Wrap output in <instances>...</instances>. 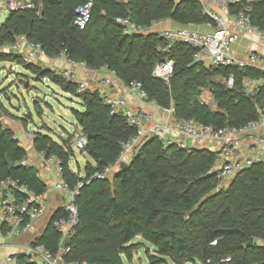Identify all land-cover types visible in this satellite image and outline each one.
<instances>
[{
	"label": "trees",
	"instance_id": "obj_1",
	"mask_svg": "<svg viewBox=\"0 0 264 264\" xmlns=\"http://www.w3.org/2000/svg\"><path fill=\"white\" fill-rule=\"evenodd\" d=\"M32 1L34 10L8 11L0 24V46L13 44L24 34L49 58L63 53L93 70L106 67L124 84L140 82L148 100L164 110L172 109L177 119L193 118L216 127L241 126L256 119L259 108H264V73L251 68H207L193 60L192 47L179 43L168 53L175 66L166 83L152 75L155 63L165 55L158 51L164 44L162 38L157 34L124 35L114 21L116 16L129 15L141 24L151 20L211 24L197 0H93L91 17L83 29L75 26L74 18L76 6L85 0ZM228 9L231 14L245 10L253 24L264 29V0H239ZM0 58L38 70L12 53H0ZM38 72L81 99L82 109H72V115L78 130L87 137L80 152L95 162V166L86 164L87 177L69 165L77 132L60 142L40 133L33 142L35 151L59 157L63 176L73 188L79 180L113 163L121 152V142L130 138L135 128L121 114H110L98 92L81 94L76 82L48 69ZM229 74L234 76L232 87L212 79ZM245 77L261 78L254 95L245 93ZM204 88L210 90L215 109L203 101ZM26 155V149L0 121V180L10 177L44 193L46 183L38 177L36 167L20 164ZM215 155L205 148L186 151L164 145L155 137L139 149L127 167L114 173L112 186L106 178L84 182L76 197L78 224L66 241L70 250L63 259L79 264H124L121 256L128 259L129 243L139 235L157 253L150 257V264L162 263L163 256L174 264H264V246L255 241L264 240V164L253 162L239 170L226 188L214 192L217 178L209 168ZM63 215V207L52 213L36 244L56 252L60 233L52 221ZM250 237L254 241L247 246ZM16 264L33 263L17 255Z\"/></svg>",
	"mask_w": 264,
	"mask_h": 264
},
{
	"label": "built area",
	"instance_id": "obj_2",
	"mask_svg": "<svg viewBox=\"0 0 264 264\" xmlns=\"http://www.w3.org/2000/svg\"><path fill=\"white\" fill-rule=\"evenodd\" d=\"M119 3H127L128 0H115ZM177 3L181 0H171ZM200 2L202 11L212 21L213 28L208 31L199 30L191 26L178 28L163 27L162 21L151 20L150 24L136 23L127 16H116L114 21L121 26L124 35L157 34L163 40V46L158 51L165 53L155 63L152 75L169 83L175 62L168 56L174 45L182 43L194 49L193 60L202 63L205 67H238L251 68L264 73V54L250 51L243 57L234 54L233 45L239 34L256 35L264 40V29L253 24L250 15L243 9L228 16L214 12L212 5L216 0H197ZM239 0H234L232 3ZM226 0L223 3H229ZM93 0H85L75 8V26L83 29L91 17ZM32 2L22 3L19 0H8L7 9L34 10ZM36 13H38L36 11ZM11 48L22 53V60L25 63L36 64L38 59H43L45 53L38 44L31 43L25 35H18ZM66 64L63 75L76 82L79 93L85 91H96L108 107L110 114H121L126 122L135 128L134 134L127 140L121 142V152L115 161L106 165L101 171H95L85 180H79L73 188H70L63 176L62 164L55 154L38 152L33 156L26 155L20 162L22 165L36 167L42 165L51 177V188L57 192L64 193L65 200L62 207L65 215L59 216L52 221L53 227L60 233L56 252L50 251L43 244H36L35 240L44 229L36 227V223L46 212L45 200L46 191L37 193L17 180L7 177L0 180V247L9 248L10 252L3 254L0 264H16L17 255H24L29 263L33 264H72L63 259L70 246L66 244L67 239L74 233L78 224V213L76 197L83 183H89L92 179H104L114 174L121 163H128L137 154L139 149L150 139L158 138L164 145H174L180 149L191 151L200 148L202 143H215L218 146L209 173L215 175L220 181L232 179L239 170L248 167L253 162L264 160L253 155H247L241 151L242 137H249L254 147L264 145V134L258 131L264 128V108H259L258 117L250 120L244 125H225L216 127L204 124L193 118H180L175 120L155 119L149 111L134 109L128 105L126 97L114 88L116 75L113 70L106 67L105 74L98 77L96 82L89 85L85 80L77 77L78 71H92L84 62H78L68 58L61 53ZM57 58H59L57 56ZM228 87L234 84L233 74L223 77ZM261 80L259 77H245L243 88L246 94L254 95L257 92ZM128 91L133 92L139 100H148L147 93L138 81H131L125 84ZM150 101V100H149ZM172 111V109L166 110ZM87 143V137L81 131L74 135L72 148L82 149ZM24 239H18L23 237ZM79 264V263H74ZM86 264V263H81Z\"/></svg>",
	"mask_w": 264,
	"mask_h": 264
},
{
	"label": "rangeland",
	"instance_id": "obj_3",
	"mask_svg": "<svg viewBox=\"0 0 264 264\" xmlns=\"http://www.w3.org/2000/svg\"><path fill=\"white\" fill-rule=\"evenodd\" d=\"M19 1L22 3L32 2V0ZM225 1L218 0L219 3ZM233 1L230 0V3ZM243 1L247 3L250 0ZM7 2L8 0H0V24L9 11ZM245 7L247 6L245 5ZM24 52L26 49L20 53L10 45L0 46V53L22 56ZM43 59H38L36 64H33L38 67L37 72L26 69L16 60H0V121L3 126L11 130L15 137L18 136L20 145L26 149L27 155L30 156H33L31 153H36L33 142L38 134H47L55 141L60 142L61 139H68L72 133L78 132L72 109H82L79 97L65 92L49 76H43L38 72L40 69H48L51 74L65 77L63 75L64 68L57 63L59 58L55 57L56 60H52L49 57H43ZM212 79L224 82L220 76H214ZM201 91L204 94L203 101L215 109L216 102L213 100L210 90L204 88ZM86 164L95 166V162L87 153L80 152L78 148L73 147V156L69 162L70 168L84 178L87 177ZM113 178L114 174L106 177L111 186ZM232 179L224 182L217 179L213 191L219 192L226 188ZM48 186L46 184V187ZM0 242H2L1 238ZM129 244L131 249L128 259L125 255L121 256L124 264H150V257L157 255L152 244L139 235L134 237ZM6 251H9V248L0 247V258ZM162 261L160 264H174L169 257L163 256Z\"/></svg>",
	"mask_w": 264,
	"mask_h": 264
},
{
	"label": "crops",
	"instance_id": "obj_4",
	"mask_svg": "<svg viewBox=\"0 0 264 264\" xmlns=\"http://www.w3.org/2000/svg\"><path fill=\"white\" fill-rule=\"evenodd\" d=\"M229 4L230 2L229 3H223V2L219 3L218 0H216V2L212 5V9L214 12H217L225 17L228 15H233L229 12V9H228ZM161 24L163 27H171V28H178L181 26H186V25L177 24L170 20H164L162 21ZM188 26H191L199 30H204V31H208L213 28L212 23L211 24L210 23L199 24V25L189 24ZM233 50H234V54L237 57H243L250 51L264 54V40L258 38L256 35L239 34L236 42L233 45ZM45 58H48V57L45 56ZM51 59L56 60L55 58L54 59L51 58ZM57 63L60 64L64 69H66V64L63 58L59 57ZM105 72H106L105 68H100L98 70H92L89 72L78 71L77 77L85 80L89 85H91L93 82H96L98 80V77L105 74ZM116 90L117 92L123 94L126 97L128 105L130 107L134 109H143V110L149 111L150 113H152L153 117L158 120H169V121L175 120V116L173 115L172 111H166L160 108L153 101L139 100L133 92H130L126 89L125 84L118 78H115L114 88L110 89V91H116ZM258 133L264 134V128L260 129ZM241 140H242L241 151H243L247 155H253V156L259 157L260 159L264 160V145L262 147H254L250 143L249 137H245V136H243ZM200 145H201L199 146L200 148L209 149L214 152H216V150L218 149V146L215 143H202ZM34 154L35 153H31V155H34ZM36 169H37L38 177H40L46 184L49 185L46 189V192H47L46 200H45L46 212L41 217V219L36 223V227L39 226V229H40V227L42 226V228L44 229L46 228L47 223L49 222L52 213L57 208L62 207V204L64 203V200H65V195L64 193L57 192L51 188L50 173L42 165L38 164L36 166ZM24 238L25 236L21 238L18 237V239L20 240ZM256 242L264 246V240H259ZM9 252L10 250L3 252L2 254L9 253Z\"/></svg>",
	"mask_w": 264,
	"mask_h": 264
},
{
	"label": "water",
	"instance_id": "obj_5",
	"mask_svg": "<svg viewBox=\"0 0 264 264\" xmlns=\"http://www.w3.org/2000/svg\"><path fill=\"white\" fill-rule=\"evenodd\" d=\"M131 35H134V33H132ZM0 117H1V115H0ZM127 166H128V163H121L120 168L122 169V168H125ZM194 209H195V207H193L189 212L192 213L194 211ZM253 241H254L253 237H250L246 245L251 246L253 244Z\"/></svg>",
	"mask_w": 264,
	"mask_h": 264
}]
</instances>
